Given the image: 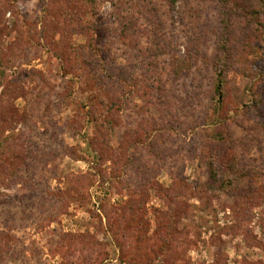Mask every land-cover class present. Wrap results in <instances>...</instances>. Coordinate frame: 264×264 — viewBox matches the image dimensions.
<instances>
[{
    "label": "rangeland",
    "instance_id": "1",
    "mask_svg": "<svg viewBox=\"0 0 264 264\" xmlns=\"http://www.w3.org/2000/svg\"><path fill=\"white\" fill-rule=\"evenodd\" d=\"M0 264H264V0H0Z\"/></svg>",
    "mask_w": 264,
    "mask_h": 264
},
{
    "label": "trees",
    "instance_id": "2",
    "mask_svg": "<svg viewBox=\"0 0 264 264\" xmlns=\"http://www.w3.org/2000/svg\"><path fill=\"white\" fill-rule=\"evenodd\" d=\"M222 73V72H221ZM220 73V77H222V74ZM219 95L222 96V91H221V88H219Z\"/></svg>",
    "mask_w": 264,
    "mask_h": 264
}]
</instances>
